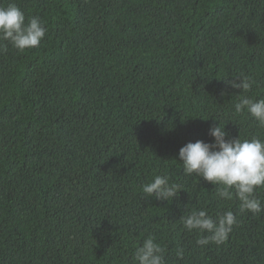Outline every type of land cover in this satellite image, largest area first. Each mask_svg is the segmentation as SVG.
<instances>
[{
  "label": "trees",
  "instance_id": "16d2710c",
  "mask_svg": "<svg viewBox=\"0 0 264 264\" xmlns=\"http://www.w3.org/2000/svg\"><path fill=\"white\" fill-rule=\"evenodd\" d=\"M9 2L47 31L0 53V264H133L149 234L166 264H264V212L241 213L178 157L217 121L226 139H264L233 107L264 99V0ZM240 72L249 93L226 83ZM156 175L185 190L145 199ZM193 209L237 223L200 246L180 220Z\"/></svg>",
  "mask_w": 264,
  "mask_h": 264
},
{
  "label": "clouds",
  "instance_id": "9594fccd",
  "mask_svg": "<svg viewBox=\"0 0 264 264\" xmlns=\"http://www.w3.org/2000/svg\"><path fill=\"white\" fill-rule=\"evenodd\" d=\"M46 31V26L38 17L33 16L26 21L24 12L16 3L0 5V53L7 52L9 45L19 52L37 48ZM226 83L233 89L249 93L256 81L240 72ZM233 107L235 113L250 115L256 125L264 129V99L241 95ZM225 123L223 127L218 121L210 125L208 135L212 137L211 142L190 141L179 148L178 157L184 174L195 175L216 186V195L221 199L232 200L235 197L241 213L264 212L261 200L255 195L258 188H264V139L259 136L241 138L239 135L226 139ZM181 189L179 184L170 182L167 175H156L141 185L145 199L154 196L164 201L172 200ZM180 220L185 230L201 234L196 241L200 246L223 244L237 223L231 210L224 211L214 220L206 209H193L180 216ZM176 255L182 258L183 249L178 248ZM132 260L133 264H166L165 248L149 234L135 248Z\"/></svg>",
  "mask_w": 264,
  "mask_h": 264
}]
</instances>
